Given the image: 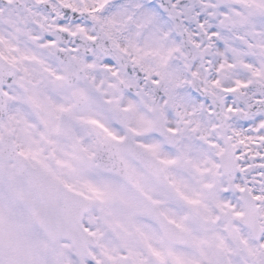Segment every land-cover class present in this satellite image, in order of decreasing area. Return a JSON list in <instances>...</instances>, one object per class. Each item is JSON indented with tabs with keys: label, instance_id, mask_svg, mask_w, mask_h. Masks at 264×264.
<instances>
[{
	"label": "snow or ice",
	"instance_id": "6c2138e0",
	"mask_svg": "<svg viewBox=\"0 0 264 264\" xmlns=\"http://www.w3.org/2000/svg\"><path fill=\"white\" fill-rule=\"evenodd\" d=\"M0 264H264V0H0Z\"/></svg>",
	"mask_w": 264,
	"mask_h": 264
}]
</instances>
